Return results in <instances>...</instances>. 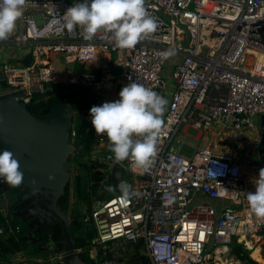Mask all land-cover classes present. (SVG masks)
<instances>
[{
  "label": "built area",
  "instance_id": "1",
  "mask_svg": "<svg viewBox=\"0 0 264 264\" xmlns=\"http://www.w3.org/2000/svg\"><path fill=\"white\" fill-rule=\"evenodd\" d=\"M70 6L66 0H29L13 33L0 41L21 48L14 63L3 53L4 91H18L27 105L51 84H77L99 106L118 100L121 88L134 81L167 100L158 154L146 172L133 170L128 159L116 161L106 135L97 136L90 113L80 109L89 116L90 157L101 148L98 160L106 166L94 171L108 181L117 163L121 180L130 186L128 195L93 202L88 219L96 234L87 246L89 259L125 264L108 256L110 244L125 241L137 245L150 264H225L216 256L234 238L244 243L264 229V219L251 213L246 200L264 168V158L256 165L250 158L254 149L261 150L262 133L252 118L264 113V0H146L157 29L133 49H119L104 33L87 40L79 26L68 30L63 13ZM166 53L171 55L165 58ZM26 57L30 62L24 63ZM186 125L203 133L191 156L172 144ZM241 162L254 165L249 177ZM212 200L233 207L219 209ZM1 210L6 219L0 234L19 232L20 225H10L6 209ZM212 241L216 249L203 255ZM61 255L51 259L61 261ZM19 263L28 264L25 258Z\"/></svg>",
  "mask_w": 264,
  "mask_h": 264
},
{
  "label": "clouds",
  "instance_id": "2",
  "mask_svg": "<svg viewBox=\"0 0 264 264\" xmlns=\"http://www.w3.org/2000/svg\"><path fill=\"white\" fill-rule=\"evenodd\" d=\"M28 2L0 0V41L13 33ZM145 3L146 0H81L63 13L65 27L73 30L79 26L87 40L104 33L103 38L111 39L119 49H133L157 29V22L148 14ZM169 55L171 53H166L165 58ZM2 89L4 91V86ZM118 95V100L90 108L92 126L97 136L106 135L108 148L116 161L128 159L133 170L146 172L158 154L157 142L167 100L134 81L122 87ZM85 116L88 127L89 116ZM0 179L13 187L23 182L19 162L7 149L0 152ZM254 184L255 191L246 193L247 205L255 217L264 219V168L259 170ZM115 187L128 195L130 186L126 181ZM107 190L111 192L114 188L109 186Z\"/></svg>",
  "mask_w": 264,
  "mask_h": 264
},
{
  "label": "water",
  "instance_id": "3",
  "mask_svg": "<svg viewBox=\"0 0 264 264\" xmlns=\"http://www.w3.org/2000/svg\"><path fill=\"white\" fill-rule=\"evenodd\" d=\"M30 57L24 63L30 62ZM1 80V73H0ZM0 85L4 83L0 81ZM0 90V145L2 150H9L18 160L23 172L21 189L11 202H4V208L13 210V215L27 222L29 229L25 238L41 243L40 248L52 253L41 242L36 233L41 227L59 222L65 244L61 261L56 264H86L78 252L76 239L71 231L68 215L58 206V198L64 193L70 173L64 164L73 150L81 151L83 144L69 142V131L73 119L72 109L64 103L54 105L44 114L31 113L20 99L19 92ZM262 122V149L259 156L264 158V114ZM123 168L114 163L110 167L109 183L113 186L112 195L121 191L115 186L120 184ZM0 188L6 190V184L0 179ZM56 252V251H54ZM52 264V260H48ZM29 264H44L43 260L34 259Z\"/></svg>",
  "mask_w": 264,
  "mask_h": 264
},
{
  "label": "trees",
  "instance_id": "4",
  "mask_svg": "<svg viewBox=\"0 0 264 264\" xmlns=\"http://www.w3.org/2000/svg\"><path fill=\"white\" fill-rule=\"evenodd\" d=\"M90 100V93L85 87L77 84H65L62 82H58L51 84L44 93L35 94L31 102L27 104L28 110L34 114L47 113L51 107L60 103L67 104L72 110L75 109L76 111H78V119L75 122H72L70 126L69 141H79L83 144V147L80 152H78L77 150H73L69 154L66 163L71 160L76 162L77 156L82 153L86 155L91 146L92 138L91 132L87 130L86 116L82 115V113L80 112V109L83 107L86 113H90V108L94 106ZM79 116L81 119H79ZM2 151L3 150L0 145V152ZM89 174L92 177L96 173L95 171H91ZM7 186L9 188H14L13 195L18 194L21 189V185L13 187L7 184ZM109 186L110 183L108 180L106 188L108 189ZM1 192H3L2 189H0V193ZM94 196L105 199L112 196V193H110L109 191V193L107 194L105 192L102 195H98L97 193H95V191L90 192L88 190V185L83 181L82 175L80 173H76L70 175L66 185L64 186V193L58 198L57 201L58 206L68 215L70 219L71 231L72 226L76 227L77 233H72L74 236H78V238L76 239V247L81 248L80 254L83 256V260L86 262V264H94L88 257L87 246L90 244L91 239L96 233L95 227L93 226L92 230H85V228L83 227L84 225L88 224V222L91 223V221L87 219L90 217L92 208L91 200ZM82 207L86 208L85 213L82 211ZM88 213L89 216L86 219V215ZM5 219L6 217L4 216L3 211L0 209V226L5 222ZM11 222L12 223L10 225L13 226L19 224L20 231L15 234H11L8 232L0 234V260H4L7 255H18L19 253H22L23 257L25 259L27 258L26 261L28 264L34 259H42L44 264H49V252L42 250L40 248V244L33 243L25 238L29 230L26 222L20 223L18 221H15L14 217L13 219H11ZM39 236L42 238V241H48L52 243L51 245H53V251L60 252L64 250L65 244L61 235V225L59 222L42 227L39 232ZM46 246L48 247V245ZM134 247L138 248L137 245ZM112 254L113 253L108 252V256ZM141 257L145 258L149 262V260L145 256L142 255ZM11 264L21 263L11 262Z\"/></svg>",
  "mask_w": 264,
  "mask_h": 264
},
{
  "label": "rangeland",
  "instance_id": "5",
  "mask_svg": "<svg viewBox=\"0 0 264 264\" xmlns=\"http://www.w3.org/2000/svg\"><path fill=\"white\" fill-rule=\"evenodd\" d=\"M67 3L69 5H72L75 1H80V0H66ZM12 45L10 44H5L2 45L0 44V71L2 69V63H3V53L6 52V50H8L9 48H11ZM16 50H18V48H16ZM62 60V56L59 57ZM6 62L14 63V60L12 58H8L6 60ZM166 75H165V80H166V85L168 88H170L171 85V77L170 74L168 72V66H166ZM81 70V66L79 64H75L74 65V72L77 73L78 71ZM2 86L0 85V90H1ZM73 111V120L72 122H75L78 118H77V111L74 109ZM264 114V113H263ZM263 114H256L253 116L252 118V123L253 126H255L256 128H258L261 133H262V122H263ZM82 117V116H81ZM79 119L80 116H79ZM184 126H181L178 129L177 134L175 135V138L173 140V145L174 147H179V149L184 152V154L186 155H192L195 151V147L200 143V139L196 138L194 136L188 135L186 132H184L183 130ZM177 138L180 139L182 142L177 141ZM70 142V141H69ZM73 143V142H71ZM261 149H262V143H261ZM248 150V149H247ZM101 148H96L94 155L95 158L92 160L90 157V151H88V153L86 155H84V153L79 154L77 156V160L76 162H74L73 160L67 162L64 164L65 169L70 173V175L76 174V173H80L83 177V181L86 182V184L88 185V190L90 192H94L97 193L98 195H102L103 193L106 192L109 193V191L106 188V184L107 181L105 180V175L103 174V172H97L95 171V175L91 177V175L89 174L91 171L95 170V167H100L102 169H105L106 166L102 165L99 163V157L101 156ZM250 158L253 160V162L256 164H258L261 161V158L259 156L258 150L254 149V151H252ZM109 174V172H108ZM133 175L131 174H127V177H132ZM130 179V178H129ZM123 181V178L122 180ZM112 193V192H110ZM17 194H7L6 191H3L0 193V207L3 206L4 202H11L12 200H14V198L16 197ZM92 197V204L95 200L97 199H104V198H100V197ZM211 203L216 206L217 208H221V206L224 205H229L230 207H233V205L231 203H229L228 201H224V200H212ZM82 211L85 213L86 208L82 207ZM4 213V212H3ZM5 213H7L9 216V220L11 221V219H15V221H18L20 223H24V221L17 217V216H12L11 214L12 211L11 210H5ZM89 213L86 215V219L88 218ZM89 220V219H87ZM12 223V222H11ZM85 228V230H92L93 229V224L88 222V224L83 226ZM82 229V227H81ZM72 232L74 234L77 233L76 227L72 226ZM72 233V234H73ZM85 233V232H83ZM96 234V233H95ZM95 236V235H94ZM218 245L217 243H215L214 241L210 242L209 244L206 245L204 251H203V255L206 252H211L212 248ZM49 249L51 250V243H48ZM110 250L111 253H113V255H115L118 258H121L122 260H125V264H149L150 262H148L145 258L141 257L143 255V253H141V251L139 250V248H136L130 244H128V242L125 241H118L115 242L113 244H110ZM19 257L22 256V253L18 254ZM17 257H15L16 259ZM6 261H10L9 256L5 257ZM1 264V263H0Z\"/></svg>",
  "mask_w": 264,
  "mask_h": 264
},
{
  "label": "crops",
  "instance_id": "6",
  "mask_svg": "<svg viewBox=\"0 0 264 264\" xmlns=\"http://www.w3.org/2000/svg\"><path fill=\"white\" fill-rule=\"evenodd\" d=\"M16 48H18V50H16ZM20 53H21V48L15 45H12V47L6 50L5 52V54L8 55L9 58H12L14 60V62L16 59L15 55L19 56ZM183 130L188 135L199 138L200 143L198 145H201V138L203 135L202 132L195 131L189 128L187 125L183 127ZM176 148H178V150L182 152L179 149V147ZM182 153L184 154V152ZM241 164H242L243 175L249 177L251 175L252 170L254 169V165H247L244 162H241ZM1 208L4 209V204L3 206L0 207V209ZM246 239L247 240L243 243V241L240 240L237 241V239L234 238L233 241L229 244V246L226 247V250L223 247L224 253L220 251V253L216 256V259L224 260L225 264H264V229L246 236ZM215 249H216V245L212 248L211 252H213V250ZM211 252H206V253H211ZM7 256H9L10 262L4 259V260H0L1 264H7V263L11 264V262L14 263L19 262L22 258H24L23 255L19 257L18 255L15 254L7 255ZM15 257L17 258L15 259ZM216 259L213 261L214 263L216 262Z\"/></svg>",
  "mask_w": 264,
  "mask_h": 264
},
{
  "label": "flooded vegetation",
  "instance_id": "7",
  "mask_svg": "<svg viewBox=\"0 0 264 264\" xmlns=\"http://www.w3.org/2000/svg\"><path fill=\"white\" fill-rule=\"evenodd\" d=\"M5 184H6V182H5ZM0 189H2V188H0ZM2 190H3V189H2ZM3 191H6L7 194H13V193H14V188H12V187L9 188V187L7 186V184H6V190H3ZM13 212H14V211L12 210V213H13ZM11 215L14 216L13 214H11ZM19 218H20V217H19ZM27 222H28V220H27ZM27 222H26V224H27ZM41 228H42V227H41ZM41 228H40V230H41ZM40 230L36 233V235H35L36 237H40V236H39V232H40ZM33 231H34V230L29 229V230H28V233H32ZM40 238H41V237H40ZM31 242H32V241H31ZM41 242H43V241H42V238H41ZM45 242H46V241H45ZM33 243H34V242H33ZM48 243H49V242L47 241L46 244L48 245ZM38 244H41V243H38ZM51 244H52V243H51ZM48 247H49V246H48ZM51 247H52L51 251H53V245H51ZM61 252H62V251H60V252H54V251H53L52 253L49 254L48 259L52 260V259H51L52 257L56 256V254L58 255V253H61ZM26 260H27V258H26ZM38 260H42V259H38ZM57 261H58V260H56V261L54 262V261L52 260V264H53V263L56 264Z\"/></svg>",
  "mask_w": 264,
  "mask_h": 264
}]
</instances>
